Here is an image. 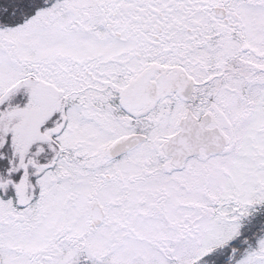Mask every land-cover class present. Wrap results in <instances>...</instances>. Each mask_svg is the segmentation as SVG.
I'll return each mask as SVG.
<instances>
[{
  "label": "snow or ice",
  "instance_id": "obj_1",
  "mask_svg": "<svg viewBox=\"0 0 264 264\" xmlns=\"http://www.w3.org/2000/svg\"><path fill=\"white\" fill-rule=\"evenodd\" d=\"M0 264H264V0H0Z\"/></svg>",
  "mask_w": 264,
  "mask_h": 264
}]
</instances>
